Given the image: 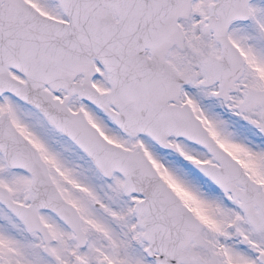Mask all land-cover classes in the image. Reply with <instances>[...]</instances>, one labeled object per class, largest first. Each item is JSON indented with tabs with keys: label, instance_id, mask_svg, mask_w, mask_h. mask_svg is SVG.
<instances>
[{
	"label": "snow or ice",
	"instance_id": "obj_1",
	"mask_svg": "<svg viewBox=\"0 0 264 264\" xmlns=\"http://www.w3.org/2000/svg\"><path fill=\"white\" fill-rule=\"evenodd\" d=\"M257 134L264 0H0V264H264Z\"/></svg>",
	"mask_w": 264,
	"mask_h": 264
},
{
	"label": "flooded vegetation",
	"instance_id": "obj_2",
	"mask_svg": "<svg viewBox=\"0 0 264 264\" xmlns=\"http://www.w3.org/2000/svg\"><path fill=\"white\" fill-rule=\"evenodd\" d=\"M230 121L235 122V124L238 122L239 125H236V127L241 129L242 131H245L247 133V135H249V136H253V134L256 132V130L254 128H252L251 125H249L246 121H243L242 119L235 117L233 120H230ZM243 123L245 124L246 128H244ZM254 139H256L258 143H260L261 141H264V137L259 136L258 134L254 136ZM77 151H79V149H77ZM69 158L75 159V157H72V156H70ZM195 175L201 176L200 173H195ZM201 178L203 179L202 176H201Z\"/></svg>",
	"mask_w": 264,
	"mask_h": 264
},
{
	"label": "rangeland",
	"instance_id": "obj_3",
	"mask_svg": "<svg viewBox=\"0 0 264 264\" xmlns=\"http://www.w3.org/2000/svg\"><path fill=\"white\" fill-rule=\"evenodd\" d=\"M217 111H221V109L219 107H217L216 109ZM224 116L230 120H233L235 117L231 116L230 113H227L226 111L223 112ZM235 125H239V123L237 122ZM244 128H246L245 124L243 123ZM97 183H99V181H97Z\"/></svg>",
	"mask_w": 264,
	"mask_h": 264
}]
</instances>
